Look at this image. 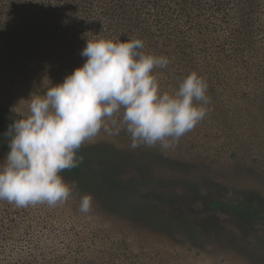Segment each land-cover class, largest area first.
I'll return each mask as SVG.
<instances>
[{"label": "rangeland", "instance_id": "1", "mask_svg": "<svg viewBox=\"0 0 264 264\" xmlns=\"http://www.w3.org/2000/svg\"><path fill=\"white\" fill-rule=\"evenodd\" d=\"M255 13L243 43L236 26L220 31V49L213 48L221 52L219 72L207 69L214 64L205 65L203 55L187 62L207 82L210 103L174 147L132 149L123 129L102 130L80 148L79 173H61L77 184L66 202L17 207L0 200V264H264V71L246 68L264 66V1ZM11 18L0 29V118L15 121L29 115L33 97L82 66L88 40L71 45L37 16ZM192 72L153 74L160 91L172 94ZM8 127L0 123V162ZM100 146L107 154H83ZM81 174L106 175V187L123 188L125 212L153 214L111 209L77 181ZM85 194L93 198L87 214L79 210Z\"/></svg>", "mask_w": 264, "mask_h": 264}, {"label": "clouds", "instance_id": "2", "mask_svg": "<svg viewBox=\"0 0 264 264\" xmlns=\"http://www.w3.org/2000/svg\"><path fill=\"white\" fill-rule=\"evenodd\" d=\"M144 48L141 39L88 40L80 52L82 66L31 99L29 115L3 134L10 139L0 162V200L17 207L66 202L77 184L61 173L83 162L80 148L102 130L119 135L123 129L132 149L167 150L206 117L204 78L192 72L174 93H162L153 73L170 61ZM92 203L90 194L83 195L79 210L89 213Z\"/></svg>", "mask_w": 264, "mask_h": 264}, {"label": "trees", "instance_id": "3", "mask_svg": "<svg viewBox=\"0 0 264 264\" xmlns=\"http://www.w3.org/2000/svg\"><path fill=\"white\" fill-rule=\"evenodd\" d=\"M243 1V3H241ZM264 0H0V29L13 25L14 15L29 14L37 16L47 29L57 31L71 45L86 43L87 40L105 39L117 42L141 39L145 54L165 56L177 62L174 68L170 63L165 71L188 73L195 72L187 62H213L207 69L219 72L222 39L220 31L224 27L240 29L234 37L240 43L244 40L241 33L254 29L257 21L256 8L260 9ZM259 4V5H258ZM256 8L254 9V7ZM39 23V22H38ZM249 37H245L247 40ZM208 47V48H207ZM220 49V48H219ZM222 53L226 54L222 51ZM232 56V55H229ZM207 58V59H206ZM247 70L258 73L264 66L247 65ZM199 69V68H198ZM0 123L9 126L13 121L1 119ZM107 154L103 147H93L83 154ZM72 170V169H71ZM75 174L79 171L72 170ZM106 175H79L77 181L94 195L104 201L111 209L124 211L123 188L106 187L101 179ZM128 211V210H127ZM127 215L148 217L153 214H135L130 210ZM152 213V214H151Z\"/></svg>", "mask_w": 264, "mask_h": 264}]
</instances>
